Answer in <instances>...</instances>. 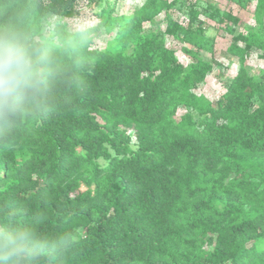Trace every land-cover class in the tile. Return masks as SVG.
I'll return each mask as SVG.
<instances>
[{
  "label": "trees",
  "instance_id": "16d2710c",
  "mask_svg": "<svg viewBox=\"0 0 264 264\" xmlns=\"http://www.w3.org/2000/svg\"><path fill=\"white\" fill-rule=\"evenodd\" d=\"M79 1L40 5L65 16ZM229 1H254L256 27L227 47L238 68L215 104L193 91L213 62L185 48L183 65L163 38L211 51L200 16L219 15L213 0L129 15L105 0L55 103L0 132V212L79 236L56 264H264V70L246 66L252 50L264 59V0Z\"/></svg>",
  "mask_w": 264,
  "mask_h": 264
},
{
  "label": "clouds",
  "instance_id": "9594fccd",
  "mask_svg": "<svg viewBox=\"0 0 264 264\" xmlns=\"http://www.w3.org/2000/svg\"><path fill=\"white\" fill-rule=\"evenodd\" d=\"M89 38L85 20L43 11L40 0L0 4V132L55 103L57 84ZM39 223L0 212V264H56L79 239Z\"/></svg>",
  "mask_w": 264,
  "mask_h": 264
},
{
  "label": "rangeland",
  "instance_id": "374dc122",
  "mask_svg": "<svg viewBox=\"0 0 264 264\" xmlns=\"http://www.w3.org/2000/svg\"><path fill=\"white\" fill-rule=\"evenodd\" d=\"M58 0H40L41 4H49L57 2ZM105 0H84L76 2L72 11L65 14V17L79 16L85 20L89 25L97 22L96 13L100 11ZM145 0H116L115 10L117 14L129 15L135 9H137ZM171 1V0H169ZM186 5L195 4L197 7H205V0H184ZM215 2V8L219 12V15L208 18L200 16L202 22V28L205 37L211 43V51L196 50L191 44L184 42L180 39H174L171 36L163 34L165 45L167 48L173 50L180 63L188 65L192 59L187 56L183 49H189L197 51L198 55L205 61L213 62L214 67L211 73H209L204 80L198 86L193 87L194 93L206 97L212 104H215L220 95L225 91L226 83L235 76L238 62L237 60L227 53V47L232 42L233 36L241 33L245 34L248 30L256 27L253 8L254 1H251L250 5L246 9H242L235 2L229 0H213ZM223 12L230 13L238 18V23L233 24L229 21L220 22V14ZM184 6L177 11L173 12V18L180 23H186ZM163 15L157 18V22L162 23ZM151 28L146 24L145 29ZM159 29L164 31L165 25L160 24ZM107 45V36L102 31L98 33L93 41L92 48L104 49ZM260 52L252 50L246 59V66L249 74L254 78H258L261 72L264 70V59L260 58ZM185 109H179L177 116L185 113Z\"/></svg>",
  "mask_w": 264,
  "mask_h": 264
}]
</instances>
